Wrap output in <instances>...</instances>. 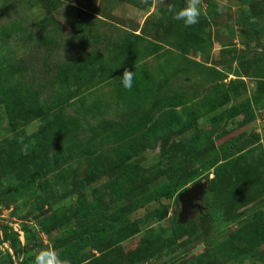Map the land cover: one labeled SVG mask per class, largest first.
<instances>
[{"label":"rangeland","instance_id":"1","mask_svg":"<svg viewBox=\"0 0 264 264\" xmlns=\"http://www.w3.org/2000/svg\"><path fill=\"white\" fill-rule=\"evenodd\" d=\"M188 2L0 0V237L16 236L0 264L77 245L78 204L93 200L132 227L78 247L79 264H264V0H199L186 27L168 9ZM190 143L213 154L208 171L180 149ZM127 163L148 189L192 179L129 212L108 188ZM62 212L67 223L41 231Z\"/></svg>","mask_w":264,"mask_h":264},{"label":"trees","instance_id":"2","mask_svg":"<svg viewBox=\"0 0 264 264\" xmlns=\"http://www.w3.org/2000/svg\"><path fill=\"white\" fill-rule=\"evenodd\" d=\"M182 151H185L186 155H189L195 162L205 160L204 169L208 171L211 168V163L207 161L208 157L212 155H203L197 153L199 147L190 143L187 146H180ZM139 167L132 163L124 164L120 169L119 177L116 181L111 183L109 188V195L112 200L116 202H126L128 204L129 212H134L145 206L156 203L162 199H170L176 196L192 178H184L181 180H169L154 189H148L145 186H137V178L139 176ZM247 181H245V184ZM241 187L237 183H233L228 190H224L215 197V202L210 206L205 214L211 219H218L217 206H223L225 203L232 198L235 193H238ZM81 206V208H80ZM78 207L80 213L78 214L79 220L74 225V232L80 238L77 245L67 246L66 242L58 243L54 246V250L58 251L56 254L61 264H79L81 262V255H78L79 249L85 246H90L92 243L107 238L115 234H124L130 229L131 223L125 216V213L121 211L114 212L110 216H103L99 210V203L96 201H89L82 203ZM67 217L62 212L58 215H52L48 218L43 219L40 223V229L42 232L47 233L51 228L59 227L67 223ZM11 232V236L14 239H10L9 236L4 232L0 237V246L4 243H10L9 247L13 250L15 248V234ZM231 245L228 240L223 241L219 244V250L217 254L220 256L228 253V246ZM236 254V253H235ZM232 258V257H231ZM10 264H22L13 262L10 260Z\"/></svg>","mask_w":264,"mask_h":264},{"label":"clouds","instance_id":"3","mask_svg":"<svg viewBox=\"0 0 264 264\" xmlns=\"http://www.w3.org/2000/svg\"><path fill=\"white\" fill-rule=\"evenodd\" d=\"M169 12L173 13V18L182 21L187 26L196 25L199 22L201 11L199 8V0H189L186 7L179 11L169 8ZM134 82V72L125 70L120 77V83L125 90H131ZM35 264H61L55 252L45 251L39 253L35 258Z\"/></svg>","mask_w":264,"mask_h":264},{"label":"water","instance_id":"4","mask_svg":"<svg viewBox=\"0 0 264 264\" xmlns=\"http://www.w3.org/2000/svg\"><path fill=\"white\" fill-rule=\"evenodd\" d=\"M198 192V187H194L189 191L185 192L183 195L180 196V202L182 207L187 208L192 200V197Z\"/></svg>","mask_w":264,"mask_h":264}]
</instances>
